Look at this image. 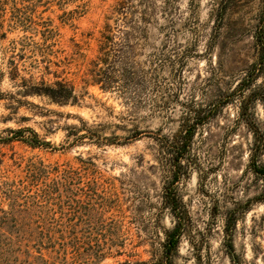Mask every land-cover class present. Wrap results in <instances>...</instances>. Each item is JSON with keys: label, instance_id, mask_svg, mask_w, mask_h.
I'll return each instance as SVG.
<instances>
[{"label": "rangeland", "instance_id": "374dc122", "mask_svg": "<svg viewBox=\"0 0 264 264\" xmlns=\"http://www.w3.org/2000/svg\"><path fill=\"white\" fill-rule=\"evenodd\" d=\"M3 1L0 264H163L176 219L163 198L169 144L256 59L264 0ZM102 33L108 58L93 83ZM60 79L75 101L34 93ZM238 105L197 125L181 159L173 264H234L224 227L235 207L233 258L264 264L262 180ZM252 106L264 132V104Z\"/></svg>", "mask_w": 264, "mask_h": 264}, {"label": "trees", "instance_id": "16d2710c", "mask_svg": "<svg viewBox=\"0 0 264 264\" xmlns=\"http://www.w3.org/2000/svg\"><path fill=\"white\" fill-rule=\"evenodd\" d=\"M3 5L4 1L0 0V12L3 10ZM260 15L261 21L259 25V34L256 35L255 38V41L258 44V53L256 59L238 79L234 87L225 94L223 99H218V101L210 105L207 109L202 110L200 115L199 113H196V118L191 123H188L183 131L175 134L173 141L169 144L171 175L169 181L164 185L163 198L165 206H168L172 210L176 219L174 225L166 233V239L163 244L165 249L163 264H173L170 259V254L172 250L175 249L178 240L185 228L184 216L186 213H183L180 210V201L176 194L174 185L179 180L181 173L185 172H182L184 165L181 164V159L189 150L190 141L193 134L195 133L197 125L201 124L207 116L213 114L216 111L218 106H221L233 96H237L239 98L238 111L240 118L245 120L246 123L250 125L252 131L253 140L251 144L248 165L255 176L262 180L261 191L258 193L257 198L264 199V160L261 158L264 150V132L261 131L260 127L258 126V121L255 119L252 113V105L257 100L262 101L264 104V77L261 81L257 82V79L260 75L264 76V35H262L264 27V7L261 9ZM101 36L103 39H100L101 41L98 53L93 59L90 60V66L86 73L93 83H99L101 81L103 82L101 75L102 64L105 63L108 58L109 37L105 33H102ZM34 93L45 95L57 102H66L69 100L73 102L77 99L76 95L73 93L72 87L69 86L63 79L55 80L52 82V84L40 82L39 86L34 87ZM82 135H80V137H82ZM34 136L35 133L33 132L30 140ZM238 210L239 209L235 207L227 211L224 227L226 234V239L224 241L225 248L230 254L234 264L237 263L233 258V243L231 235L238 219V212L240 211Z\"/></svg>", "mask_w": 264, "mask_h": 264}]
</instances>
